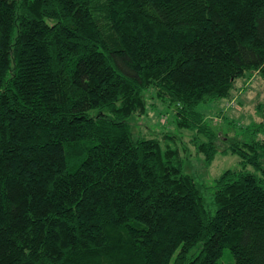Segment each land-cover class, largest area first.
Returning a JSON list of instances; mask_svg holds the SVG:
<instances>
[{
  "label": "trees",
  "instance_id": "obj_1",
  "mask_svg": "<svg viewBox=\"0 0 264 264\" xmlns=\"http://www.w3.org/2000/svg\"><path fill=\"white\" fill-rule=\"evenodd\" d=\"M251 71L264 0H0V264H264V100L211 191L125 120L152 86L210 162Z\"/></svg>",
  "mask_w": 264,
  "mask_h": 264
},
{
  "label": "rangeland",
  "instance_id": "obj_2",
  "mask_svg": "<svg viewBox=\"0 0 264 264\" xmlns=\"http://www.w3.org/2000/svg\"><path fill=\"white\" fill-rule=\"evenodd\" d=\"M263 100L264 78L251 71L250 75L236 79L227 98L203 104L204 118L219 132L215 140L217 150L210 162L196 150L193 131L176 125L174 105L158 97L152 86L143 91L142 107L127 115L125 120L133 137L159 138L176 147L184 170L195 177L201 189L206 187L211 191L214 178L222 171L240 169L238 156L231 153L227 145L246 136L244 127L259 119L255 106ZM246 168L252 169L251 166ZM219 263L233 264L227 247L223 249Z\"/></svg>",
  "mask_w": 264,
  "mask_h": 264
}]
</instances>
